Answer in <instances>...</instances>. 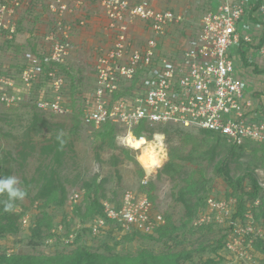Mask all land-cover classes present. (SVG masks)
Returning <instances> with one entry per match:
<instances>
[{
	"label": "built area",
	"instance_id": "built-area-1",
	"mask_svg": "<svg viewBox=\"0 0 264 264\" xmlns=\"http://www.w3.org/2000/svg\"><path fill=\"white\" fill-rule=\"evenodd\" d=\"M154 1L102 0V20L115 37L97 48L94 87L85 96L84 123L99 128L105 122H113L128 131L127 134H134V127L142 121L149 126L190 125L221 133L237 144L247 140L264 142V91L261 96L247 95L236 71V56L241 46L253 49L249 56L251 61L256 56L264 58V2L259 8L262 23L259 42L254 43L253 36L241 30L247 14L245 1L226 0L216 11H208L203 16L197 32L174 53L164 51L162 41L168 38L173 26L184 21V15L168 6L157 7ZM45 2L55 18L46 36L52 50L45 60L55 67L70 56V32L74 26L82 27L89 20L80 13L83 0ZM24 3L30 6L32 0H0V27L14 32L16 15ZM141 23L149 34L144 39L134 34L136 25ZM41 73L35 66L28 67L22 81L31 85ZM45 74L50 78L47 83L51 94L38 99L37 106L42 110L67 113L70 109L63 102V75L58 67ZM14 87L13 79L0 77V102L10 104L22 99L10 91ZM260 184L264 186L262 181ZM148 198L126 190L120 207L107 200L104 211L122 233H149L157 230L165 218L152 211ZM234 202L233 197L217 199L211 196L199 223H209L217 217L219 222H232L229 214L234 210ZM245 216V222L238 224L246 228L238 230V238L242 234L245 244H254L253 235L257 234L247 222L253 215L249 217L247 213ZM90 226L93 233L98 234L107 230L109 224L100 217ZM226 248H231L229 243Z\"/></svg>",
	"mask_w": 264,
	"mask_h": 264
},
{
	"label": "trees",
	"instance_id": "trees-1",
	"mask_svg": "<svg viewBox=\"0 0 264 264\" xmlns=\"http://www.w3.org/2000/svg\"><path fill=\"white\" fill-rule=\"evenodd\" d=\"M85 2L88 1L83 0L82 8L84 7ZM39 5H44L46 12H49L45 0H32V3L27 7V10L33 12L38 9ZM21 10L22 8L18 10L19 15L17 13V26L14 32L10 29L0 27V32L4 34L5 38L4 42L0 44V51L9 53L10 51L16 50L19 52L20 56L16 65L8 66L4 70L2 69V66L4 65L0 61V76L19 81L23 71L31 66H35L42 73L39 74L41 77L38 76V78H35L32 84L27 88L26 91L30 96L28 98L25 96L24 99L22 97V99L18 101H23L22 104L33 103L36 108L33 113V119L27 128L26 137L20 142V147L17 150L18 155H13L11 152H7L3 156L2 161L4 165L0 166V177L13 175L14 168L11 166V160L17 161L19 165L23 167L29 156L34 152L32 150L35 149L36 144H32L29 140L30 132L40 133L47 129L52 132V134L49 139L50 142L41 147V154L44 158H49V163L42 162L37 169V176H33L30 180L23 175V180L26 183V187L23 189L27 192V195H30L31 188L37 189L32 198V204L33 207H35V203L37 202L35 208L39 212L36 213V217L32 221L33 223L28 227L31 237L28 244L33 247L32 250H37L38 253H10L5 247L3 248V251L0 252V264H185V261L193 262L194 252H200L207 248L203 243L205 240L199 243L200 247L196 250H186L185 248L172 250L173 247L171 246L172 244L179 246L188 242L190 238H188L185 233L187 230L192 234L198 233L204 238L208 232L214 230L216 225L221 226L215 222L195 224V220L199 217L203 209L208 207V199L211 196H214L217 199H230L231 197L236 199V202L234 203L235 210L232 216V220L236 222H245V212L249 208V203L253 204L254 220L264 225V186L260 184L258 174L255 171L256 168H259L260 166L259 161L257 160L255 165L251 166L247 161L241 160V157L246 156V148L248 145H251V143L260 145L264 153V142L247 140L242 144H237L230 142L221 133L199 128V131L204 133V138L206 139L201 146L205 147V145H208L213 141L210 149L204 150V148H193L191 151L183 153L185 146L192 141L193 137L189 135L184 136L185 133H183V129H180V125L167 123L149 126L142 121L133 129V132L137 137H140L145 133V136L150 140L153 138L152 135L162 133L166 135L167 143H170L171 140L174 139L176 133L179 135V145L169 144V159L162 167L163 169L161 173L179 178L180 182L188 181L190 180L189 176L191 175L184 170L183 162L188 161L191 164L197 163L200 165L202 162L201 160L206 159L214 163V172L216 176L222 177L224 182L230 187V190L223 195H218L217 193L213 195L215 185H213V179L211 178H204L203 181L199 182L197 185L194 183L191 184L190 187H183L179 191L178 198L186 208V220L181 222L179 226L168 221L163 223L158 230H156V234L140 233L138 231L123 233L126 234L123 237L124 240L135 241V239L140 238L141 236L148 237L163 241L168 248L160 254H156L154 251H150L145 247L140 249L137 255L132 253L123 255L119 253L116 248L119 245V242L123 239H118L116 237V234L120 229L117 226H112L114 220L110 219L108 214L104 211V200L116 202L118 203L116 206L120 207L124 193L116 199L109 197L105 193V183L107 179L103 178L98 181L99 174H95V176L91 178H86L84 170L77 169L76 175L73 179L63 173V166L66 163V158L69 152L68 150L72 149L73 141L70 139V135L64 130V127H66L65 122L61 123L47 119L44 115V112L46 111L37 106L38 99L43 96H50L49 93L46 94L43 90L44 84H46L50 78L43 74L55 67H58L59 72L65 79L63 94L65 96L68 94L67 92L70 91L68 86L71 83V90L74 89L73 91H76L75 93L80 96L81 105L79 106L82 108V116L85 105V96L89 92V89L85 88L83 77L73 76L70 65L72 51L66 62L58 63L55 67H52V65L45 60V57L49 55L52 50V44L46 38V35L40 36L38 33L33 32V30H29V32H27L30 34L28 39L22 38L23 33L26 32L27 29L23 26V18L20 19L19 17L22 12ZM82 12L84 11L81 10L80 13ZM84 16L91 17V15L86 13H84ZM38 36L42 40L41 43L35 41ZM31 41L35 42L33 43ZM25 47L32 50L30 54L26 52L27 48L24 49ZM13 71L15 74H12ZM92 79L94 82V69ZM46 87L48 86H45V88ZM65 103L69 108L74 106L71 98H68ZM72 116V121L74 122L70 127L72 130L78 128L80 121L82 124H85L82 116L79 117L78 114L74 113ZM101 126L100 127L103 130L110 127L107 134L112 135L111 140L114 141L115 135L113 131L115 129H120L117 127V124L113 122H105ZM173 126L176 127L174 133L168 129ZM92 127L96 128L94 126ZM99 134H103L101 129L99 130ZM97 157L100 158V155L97 154ZM232 160L238 162L237 168L242 169V173L233 174V169L231 167ZM119 161V158H115L114 163L118 164ZM263 168L264 167H262V169ZM69 185L78 186L80 190L84 191V201L82 204L76 206V214H66L58 221L53 219L46 220L44 215L47 214L49 208L55 210H62V208H64ZM190 189L197 194L196 201H191L186 197V190ZM147 194L150 199H153L150 193ZM4 199H6V197L0 196V201H3ZM257 199H260V204H258L259 212H256L255 210V202ZM29 210L30 207H27L23 201H17L16 207L13 211L5 212L3 211V204L0 203V239L18 235L24 231V217L28 214ZM100 217L105 218L110 227L107 230L103 229L98 234H94L90 224H93L94 220ZM60 225H62L63 229H59ZM233 225L234 224L226 228L227 233L228 231H232ZM182 229L185 231L183 230L182 233H179ZM227 233H224L223 237L219 238L216 243L210 245L212 247V252L218 253L220 249L226 247ZM72 235L74 236L72 237ZM253 236L255 239L254 245L264 251V237L259 234ZM61 244L64 248L66 247V250L50 255L43 253V249L40 248L41 246L58 247ZM215 261L216 259L214 258H206L204 264H212Z\"/></svg>",
	"mask_w": 264,
	"mask_h": 264
},
{
	"label": "rangeland",
	"instance_id": "rangeland-1",
	"mask_svg": "<svg viewBox=\"0 0 264 264\" xmlns=\"http://www.w3.org/2000/svg\"><path fill=\"white\" fill-rule=\"evenodd\" d=\"M87 1L88 2H85V5L81 10L84 11L82 12V15H84V13L91 15V17L86 16L89 20V23L84 24L82 27L74 26L72 32H70V41L72 44L71 51L73 52L71 55L70 65L73 76L83 77L85 88L92 90L94 86V82L92 79L94 69L93 64L95 60L94 58L96 57L97 48L98 46L107 45L109 41H112L114 39L115 34L111 29L106 27L104 21L102 20V0ZM162 2L163 6H168L173 9L177 8V12H180L181 14L183 12L182 15L187 16V19L189 18L188 22L183 21V23L172 27V32L168 34V36H170V41L171 39H173V35H176V38L174 39L177 46L187 43L189 37L192 34V31L194 32V30H196L197 27L193 28V26L197 22V19L200 17L199 15H201V12L197 16L195 15L197 14V8L192 9L193 12L189 13L187 6L192 3V7H197L194 6V4L197 5L198 2L199 8L201 9L206 6L203 2L207 3L208 1L162 0ZM173 3L177 4L173 5ZM27 6L28 5H26V3L22 5V12L19 16L20 19L23 18V26L27 29L26 32L23 33L22 38L28 39V36L30 34H28L27 32H29V30H33V32L38 33L40 36H47L52 29V24L55 20L54 16L50 12H46L44 5H39L38 9L33 12L28 11ZM93 21L94 23L92 24ZM135 31L139 32L143 30L141 28H135ZM174 39L171 41V43L169 42V45L166 46V51L172 48V42L174 41ZM4 40V34L0 32V44L3 43ZM35 41H37V43L42 42L39 36ZM35 41L31 42L34 43ZM28 47H25L24 49L27 48L26 52L30 54L32 50ZM19 57V52H17L16 50L10 51L9 53L0 51V61L4 65L2 66V69L4 70L8 66L16 65L18 63ZM14 71L12 74H15ZM23 73L21 75H23ZM70 84L68 86V88H70V91L67 92L68 94L66 96H64L65 98L63 96L62 97L63 102H66L68 98H71L72 104L74 106L70 107V110L67 113H56L53 110H44L46 111L44 112V115L47 119L61 123L65 122L67 128L64 127L65 129H63L67 134L70 135L69 137L73 141L72 149L68 150L69 152L66 158V163L63 166V173L67 174L69 178L74 179L77 169L82 171L84 170V172L86 173V178H91L95 176V174H99L98 181L103 178L107 179L105 183V193L109 197L115 199L125 193L124 191L126 190L134 191L139 195H143V197L148 196L147 193H150L153 199H150L149 196L148 199L152 204V211L158 212L159 215L164 216V223L170 221L178 226L181 224V222L186 220V208L178 198L179 191L183 187H190V185L194 183L197 185L199 182L203 181L204 178H211L213 179V185H215V191L213 192V195L215 193H217L218 195H223L225 194V192L230 190V187L226 184V182H224L222 177L216 176L214 172V163L206 159L201 160L202 162L200 165H198L197 163L191 164L188 161L183 162L184 170L189 172V174L191 175L189 176L190 180L188 181L180 182L179 178L171 177L170 175L161 173L163 169L162 167L169 159V144H180V138L177 133L174 135V139L171 140L170 143H167L166 135L161 133L164 136L162 146L165 152V160L161 167L147 170L137 161V156L142 155V151L144 150L137 149L135 147H132L131 145L129 146L126 143L125 137L128 131H126L124 128H121L117 125V127L120 129H115L113 131L115 135L114 141L111 140L112 135L107 134V131H109L110 127L103 130L101 128L102 126L100 128H93L92 126L82 124V122L80 121L78 128L76 130H72L70 128L74 123L72 121V114H78L79 117L82 116V108H80L79 106L81 105L80 96L75 93L76 91H73L74 89L71 90ZM14 86L15 87L10 88V90L14 91L16 98L18 96H21L24 99L25 96L27 98L30 96L26 91L30 85H25L23 83L22 76L19 81L14 79ZM45 86H48V83L44 84L43 90L46 94H51L50 89H47L48 87L45 88ZM0 94L2 95V92H0ZM18 101L20 100L16 99L10 104L0 102V166L4 165L2 158L7 152H11L13 155H18L17 150L20 147V142L23 140V138L26 137L27 128L33 119V113L36 108L33 103L22 104L23 101ZM180 127V129H183V133H185L184 136L189 135L193 137L192 141L187 143V145L185 146L183 153H187L193 148H204V150L210 149L213 141L208 145H205V147L201 146V144L206 141V139L204 138V133H201L198 127L190 125H180ZM100 129L103 133L101 135L99 134ZM168 129L174 133L176 127L173 126ZM51 134L52 132L47 129L41 131L40 133L30 132L29 140L32 144H36L35 149L32 150L34 152L29 156L23 167H21L17 161L11 160V166H13L14 168L13 175L21 181L22 188L26 187V183L23 180V175L30 180L33 176H37V169L39 165L42 164V162L49 163V158H44V156L41 154V147L42 145L50 142L49 139ZM152 136L153 139L150 140L146 137L148 141L155 140V134ZM97 154L100 155V158L97 157ZM115 158H119L120 161L118 164L114 163ZM241 160L247 161L251 166H254L257 160L259 161L260 166L259 168H256L255 171L258 174L259 182L262 181L264 184V168L262 169V167H264V153L262 151V147H260V145L258 144L255 145L254 143H251V145H248L246 148V156L241 157ZM237 163L238 162H236L235 160L231 161L233 174L242 173V169L237 168ZM36 191V188H31L29 193L30 195H27L25 199L22 200L27 207H30L28 214H26L24 217V219H26V221L24 220L23 224L25 230L18 235L0 239V252L3 251V248L6 247L10 253H38L37 250H32L33 247L28 244V241L31 238L28 227L33 223L32 221L36 217V213L39 212L35 208L37 202L35 203V207H33L32 204V198L35 195ZM186 192V197L191 201L197 200V194L192 192L191 189L186 190ZM76 194H78L79 196H76ZM72 196H75V198H72ZM83 201L84 191L80 190L78 186L69 185L67 200L64 208H62V210L49 208L47 210V214L44 216L46 217V220H61L66 214H76V206L82 204ZM110 204L116 206L118 203L110 202ZM255 204V210L256 212H259L258 204H260V199H257ZM253 206V204L249 203V208L245 212V215L248 213L249 217H252L253 215V219H247V222L252 225V232H254L255 234L263 235L264 237V225L254 220ZM234 210L231 209L229 217H232ZM206 211L207 207L203 209L199 217L195 220V224H200L199 220H201L202 215H204ZM217 218L211 222H215L216 224H219L221 226L216 225L213 231L208 233L206 232L207 234L204 238L201 237L198 233H189L188 230L185 231L184 229H182L181 231H179V233H182V231L184 230L190 240L179 246L172 244V250L183 248H185L186 250H196L200 247L199 243L204 240L205 241L203 243L207 246V248L203 251H195L193 254V262L185 261V264H204V262H206V258L210 257L216 259V261L212 264H264V251H262L261 248H257L252 243L245 244L243 242L245 239L244 235L241 234V238H238V230H240L241 228H246V226H241L240 224H238L239 221L236 222L232 219V222L228 220H226V222H219L220 219ZM232 224H234L232 227V231H228L227 233L226 228ZM112 226L116 227L114 223H112ZM109 227L110 226H108V228ZM59 229H63L62 225H60ZM149 233L156 234V230ZM224 233H227V240L225 239L226 244L229 243L231 248L227 249L225 247L224 249H220L218 253L212 252V247L210 245L216 243L219 238H222ZM124 235L126 234H123L121 231H119L116 234V237L118 239H123ZM143 247L147 248L150 251H154V253L156 254H160L168 248L163 241H158L152 238L141 236L140 238L135 239V241H127L124 239L121 240L116 250L123 255L131 253L137 255L138 251ZM40 248L43 249V253H45L46 255L66 250V247L64 248L62 244L58 247L41 246Z\"/></svg>",
	"mask_w": 264,
	"mask_h": 264
},
{
	"label": "crops",
	"instance_id": "crops-1",
	"mask_svg": "<svg viewBox=\"0 0 264 264\" xmlns=\"http://www.w3.org/2000/svg\"><path fill=\"white\" fill-rule=\"evenodd\" d=\"M198 1V0H197ZM208 1L203 2L206 5L203 8H199V4L197 2V5L194 4V6L197 7H192V3H190L188 7L189 13H192V9H196L197 14L196 16L201 12L200 17L196 21H191V22H196L193 28L197 27L194 32L192 31V34L196 33L197 30L200 28V23L202 22L203 16L208 12V11H216L218 6L222 3H225L226 0H204ZM236 1V0H233ZM245 4L247 6V14L244 17V21L241 24V30H243L244 33H248L253 36L254 38V43H257L261 40L262 36V29L260 26H262L261 19H260V14H259V8L260 5L264 2V0H244ZM155 5L157 7H165L162 5V0H155L154 1ZM177 3H173V5H176ZM173 9V8H172ZM177 9V8H176ZM176 9H173L177 11ZM179 10V7H178ZM180 13V12H178ZM181 14V13H180ZM183 14V12H182ZM184 22H188L189 18L187 19V16L184 15ZM187 20V21H186ZM201 21V22H200ZM142 22V21H139ZM183 23V22H182ZM260 24V25H259ZM179 25V24H178ZM174 27V26H173ZM192 27V26H191ZM135 28H141L143 31H134V34L140 38L144 39L148 34L144 30L143 24L136 25ZM191 34V35H192ZM176 38V35H173V39ZM171 39V41L173 40ZM169 36L168 38L165 39V41H162V44L164 45V51H166V46L169 45V42L171 43ZM172 50H168L166 52H176L179 48L176 45L175 39L172 42ZM253 53V49H250L249 47H244L241 46L239 48L238 55L236 56V71L237 75L241 78L242 82L244 83L246 87V94H252L253 96H261L264 91V58H259L255 57L253 61L249 59V56ZM255 56V55H254Z\"/></svg>",
	"mask_w": 264,
	"mask_h": 264
},
{
	"label": "clouds",
	"instance_id": "clouds-1",
	"mask_svg": "<svg viewBox=\"0 0 264 264\" xmlns=\"http://www.w3.org/2000/svg\"><path fill=\"white\" fill-rule=\"evenodd\" d=\"M139 147V145H135ZM165 160L163 146L156 150H149L137 156V161L147 170L161 167ZM0 196L6 197L0 203L3 204V211L11 212L16 207L17 201H22L27 192L21 187V181L14 175L0 177Z\"/></svg>",
	"mask_w": 264,
	"mask_h": 264
},
{
	"label": "bare ground",
	"instance_id": "bare-ground-1",
	"mask_svg": "<svg viewBox=\"0 0 264 264\" xmlns=\"http://www.w3.org/2000/svg\"><path fill=\"white\" fill-rule=\"evenodd\" d=\"M163 137L164 136L161 133H157V134H155V140L154 141H148V139L144 135L137 137L135 134L129 133L126 135L125 141L129 146L131 145L132 147H135V145H139V147H135V148L144 150L143 151V153H144V152L149 151V150L158 151L159 148L163 144L162 143Z\"/></svg>",
	"mask_w": 264,
	"mask_h": 264
},
{
	"label": "flooded vegetation",
	"instance_id": "flooded-vegetation-1",
	"mask_svg": "<svg viewBox=\"0 0 264 264\" xmlns=\"http://www.w3.org/2000/svg\"><path fill=\"white\" fill-rule=\"evenodd\" d=\"M143 152V151H142Z\"/></svg>",
	"mask_w": 264,
	"mask_h": 264
}]
</instances>
